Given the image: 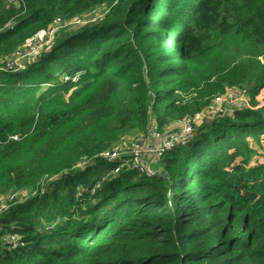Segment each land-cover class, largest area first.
Segmentation results:
<instances>
[{"label":"trees","instance_id":"trees-1","mask_svg":"<svg viewBox=\"0 0 264 264\" xmlns=\"http://www.w3.org/2000/svg\"><path fill=\"white\" fill-rule=\"evenodd\" d=\"M23 2L0 0V194L36 195L1 217L0 264H264V163H251L264 141V0ZM101 7L99 22L6 69L56 19ZM236 89L250 107L195 127L162 176L116 173L101 156Z\"/></svg>","mask_w":264,"mask_h":264},{"label":"built area","instance_id":"built-area-1","mask_svg":"<svg viewBox=\"0 0 264 264\" xmlns=\"http://www.w3.org/2000/svg\"><path fill=\"white\" fill-rule=\"evenodd\" d=\"M4 2L8 7L25 8L23 0H4ZM97 11L98 9L69 22H65L60 18L56 19L48 33L42 37V39L34 41L27 49L18 51L5 61L7 62L5 66L6 69L23 68L26 61L38 55L41 50L48 49L53 41L54 35L58 31L70 26L97 23L102 20L108 12L105 11L104 15H99ZM11 26L12 24L9 25V27ZM237 101L238 94L236 91L231 90L223 95L215 97L208 108L210 109L216 106L219 109H223L227 106V112L230 111V114L233 111L231 110V106L237 103ZM225 114L227 113L220 112L215 115L220 116ZM198 117H200V114L194 117L178 119L172 129L151 126L146 134L137 136L129 148H127L126 145H121L101 156L111 162L121 163V165L116 168V173L123 168H127L128 170H136L140 175H146L148 177L161 176L160 172L153 171V164L158 161L160 162L174 148L187 145L194 133ZM16 199L17 196L15 194L9 193L0 201V219L13 205L18 203ZM8 241L13 245L14 249L20 247L18 236H9Z\"/></svg>","mask_w":264,"mask_h":264},{"label":"rangeland","instance_id":"rangeland-1","mask_svg":"<svg viewBox=\"0 0 264 264\" xmlns=\"http://www.w3.org/2000/svg\"><path fill=\"white\" fill-rule=\"evenodd\" d=\"M107 11V9L105 7H101L98 9V14L101 15L103 14L104 15V12ZM59 33V32H58ZM57 33V34H58ZM62 35V33H60ZM58 35V36H61V35ZM58 36L56 37V39L58 38ZM42 39V37L39 36V38H37L36 40H40ZM56 39L54 37V41L52 43V46L55 44L56 42ZM34 40V41H36ZM33 41V42H34ZM32 42V43H33ZM31 43V44H32ZM30 44V45H31ZM43 50H41L38 55L40 53H42ZM36 56V57H32L30 58L28 61H26L25 65L28 63H31L32 60L34 59H37L39 56ZM260 61L264 62V55L263 56H260L259 57ZM236 91V93L238 94V101L237 103L233 104L231 106V110H237L238 108L242 107H250V103H249V96L244 92V90H241V89H236L234 90ZM190 98V97H188ZM257 101L260 103V104H264V90H262L261 94L257 97ZM228 107H224L223 109H219L218 107L214 106L213 108H206L202 113H200V117L197 118L196 120V125L195 127H198L199 125H201L203 122H206V121H209L212 117H215L217 115V113H227L229 114L230 111H228ZM176 122V121H175ZM175 122L171 123L169 126H166L164 128L166 129H172L174 126H175ZM151 126H157L156 125V122L155 120L153 119L152 120V123H151ZM139 136L134 134V135H127L125 137H123L119 142H117L114 146L118 147V146H121V145H126L127 148H129L133 142V140ZM113 146V147H114ZM123 147V146H122ZM264 141H262V148H258V152L252 157L253 160H252V165H256V164H263L264 163ZM89 165V164H88ZM153 171H158L161 173V176L163 174V165L161 162H156L153 164ZM52 180L48 181V177H43V179H41V183H42V186L44 187V190L47 188L48 184L51 182ZM9 193H13L17 196V201L18 203H26L27 201H29L32 197H35L36 195V191H33V190H21V191H18V193H14L13 191H10L8 193H3V194H0V201L3 200Z\"/></svg>","mask_w":264,"mask_h":264}]
</instances>
